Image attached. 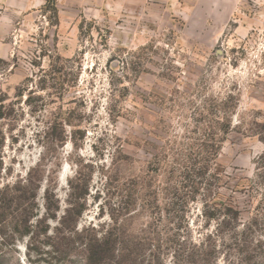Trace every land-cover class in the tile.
Wrapping results in <instances>:
<instances>
[{"label":"rangeland","instance_id":"rangeland-1","mask_svg":"<svg viewBox=\"0 0 264 264\" xmlns=\"http://www.w3.org/2000/svg\"><path fill=\"white\" fill-rule=\"evenodd\" d=\"M0 264H264V0H0Z\"/></svg>","mask_w":264,"mask_h":264}]
</instances>
